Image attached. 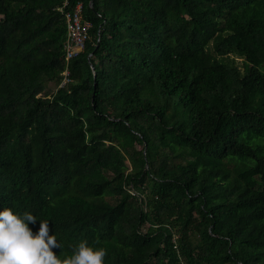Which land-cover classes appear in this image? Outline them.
<instances>
[{"label": "trees", "instance_id": "16d2710c", "mask_svg": "<svg viewBox=\"0 0 264 264\" xmlns=\"http://www.w3.org/2000/svg\"><path fill=\"white\" fill-rule=\"evenodd\" d=\"M92 1L0 0V211L61 259L264 264V0Z\"/></svg>", "mask_w": 264, "mask_h": 264}, {"label": "clouds", "instance_id": "9594fccd", "mask_svg": "<svg viewBox=\"0 0 264 264\" xmlns=\"http://www.w3.org/2000/svg\"><path fill=\"white\" fill-rule=\"evenodd\" d=\"M37 220L28 211L22 215L7 207L0 211V264H104L106 250L90 246L87 240L80 241L71 255L61 259L53 251L61 245L55 235H49V221L39 220L35 234L29 227Z\"/></svg>", "mask_w": 264, "mask_h": 264}, {"label": "built area", "instance_id": "2783aa9c", "mask_svg": "<svg viewBox=\"0 0 264 264\" xmlns=\"http://www.w3.org/2000/svg\"><path fill=\"white\" fill-rule=\"evenodd\" d=\"M67 35L65 41V70L62 74V81L58 88H64L71 82L70 61L76 58L85 49L89 39L91 24L83 19V4L78 3L73 11L65 14Z\"/></svg>", "mask_w": 264, "mask_h": 264}, {"label": "water", "instance_id": "95a60500", "mask_svg": "<svg viewBox=\"0 0 264 264\" xmlns=\"http://www.w3.org/2000/svg\"><path fill=\"white\" fill-rule=\"evenodd\" d=\"M90 5H91V7L93 6V1L91 0V2H90Z\"/></svg>", "mask_w": 264, "mask_h": 264}, {"label": "rangeland", "instance_id": "374dc122", "mask_svg": "<svg viewBox=\"0 0 264 264\" xmlns=\"http://www.w3.org/2000/svg\"><path fill=\"white\" fill-rule=\"evenodd\" d=\"M239 63H240V60H239Z\"/></svg>", "mask_w": 264, "mask_h": 264}]
</instances>
